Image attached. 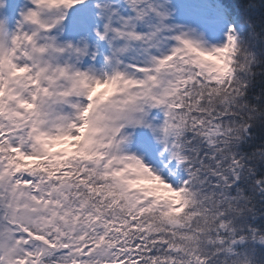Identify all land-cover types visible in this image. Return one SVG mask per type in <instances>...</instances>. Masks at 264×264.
<instances>
[{"label":"snow or ice","instance_id":"snow-or-ice-1","mask_svg":"<svg viewBox=\"0 0 264 264\" xmlns=\"http://www.w3.org/2000/svg\"><path fill=\"white\" fill-rule=\"evenodd\" d=\"M0 264H264V0H0Z\"/></svg>","mask_w":264,"mask_h":264},{"label":"trees","instance_id":"trees-1","mask_svg":"<svg viewBox=\"0 0 264 264\" xmlns=\"http://www.w3.org/2000/svg\"><path fill=\"white\" fill-rule=\"evenodd\" d=\"M62 147H68V145H62Z\"/></svg>","mask_w":264,"mask_h":264}]
</instances>
